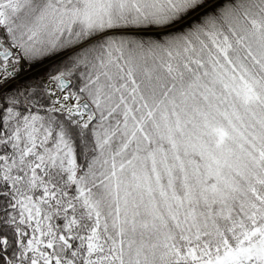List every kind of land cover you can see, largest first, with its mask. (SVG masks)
<instances>
[{"label": "snow or ice", "instance_id": "obj_1", "mask_svg": "<svg viewBox=\"0 0 264 264\" xmlns=\"http://www.w3.org/2000/svg\"><path fill=\"white\" fill-rule=\"evenodd\" d=\"M0 264H264V0H0Z\"/></svg>", "mask_w": 264, "mask_h": 264}]
</instances>
